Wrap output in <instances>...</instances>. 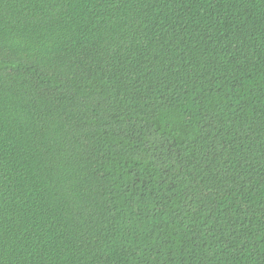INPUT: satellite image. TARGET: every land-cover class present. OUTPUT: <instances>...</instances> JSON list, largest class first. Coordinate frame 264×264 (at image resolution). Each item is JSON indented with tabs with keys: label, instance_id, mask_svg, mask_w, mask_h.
<instances>
[{
	"label": "trees",
	"instance_id": "obj_1",
	"mask_svg": "<svg viewBox=\"0 0 264 264\" xmlns=\"http://www.w3.org/2000/svg\"><path fill=\"white\" fill-rule=\"evenodd\" d=\"M0 264H264V0H0Z\"/></svg>",
	"mask_w": 264,
	"mask_h": 264
}]
</instances>
